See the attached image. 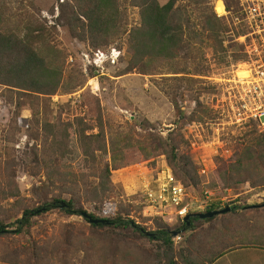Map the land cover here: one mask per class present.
Returning <instances> with one entry per match:
<instances>
[{
    "label": "rangeland",
    "instance_id": "374dc122",
    "mask_svg": "<svg viewBox=\"0 0 264 264\" xmlns=\"http://www.w3.org/2000/svg\"><path fill=\"white\" fill-rule=\"evenodd\" d=\"M68 1L70 0H0V10L5 20L15 23L21 13L34 17L50 33L52 47L57 48L64 62L62 88L54 96L46 97L50 102H45L46 99L41 97L40 106H37L33 97L0 85V190L17 191L16 197L0 198V219L13 224L16 218H21L24 208L39 202L38 191L46 183V177L36 159L40 157L43 148L45 129L49 123L59 122L74 124L75 128L76 120L84 118L88 111L81 98L84 93L99 99L107 136L125 132L133 140L132 143L136 144L150 134L167 139L171 133L177 132L182 142L181 152L192 159L198 170L199 186L196 189L190 187V195L198 198L209 191L218 200L229 198L230 208H243L237 210V215L258 219V226L262 231L257 235L264 236V207H261L264 205V181L261 179L264 171L261 178L252 172L247 177L249 181L236 188L223 189L217 176L218 172L234 164L236 155L248 144L245 136L254 130V127L248 126L250 123L245 126L231 124L227 107L229 100H226L229 85L237 79L241 69L246 67L245 63H236L231 57L232 52H237L239 46H242L239 38L247 33L244 23H238L235 18L239 16L242 5L246 6L252 0L207 1L208 8L215 13L218 1L223 2L225 9L226 2L229 1L233 12L237 4L239 6V13L232 12L231 16L222 18L228 26V31L220 36L227 51L223 56L217 49L214 51L212 48H204L196 59L189 60L182 52L176 65L159 63L153 72L146 75L140 71L128 73L130 59L127 54V37L123 36L100 49L105 52L112 48L120 49L123 57L119 65L108 68L104 75L94 73L93 76L90 75L92 68L86 67L83 58V54L91 50L90 43L80 42L73 37L69 27L60 19L61 6ZM130 2L120 0L122 21L127 30L140 22L139 10L132 7ZM159 2L164 5L167 0ZM176 70L183 74H172ZM173 99L181 106V113L176 111ZM34 106L39 109L37 116L33 113ZM202 111H209L208 116L200 113ZM255 128L258 134H264L258 127ZM92 134H99V130L88 133L89 136ZM71 147L74 148V155L63 162L62 168L65 172L80 173L85 169L77 143L72 142ZM142 154L140 152L135 157L132 153L130 156L138 158ZM165 164L169 167L166 156H159L152 161L113 172L116 186L114 196L102 209L85 205V210L88 214H96L101 218L124 212L123 216L129 215L137 224L154 232L158 218L146 216L143 185L152 183ZM249 208H257V211L253 212ZM245 210L253 213H245ZM238 218L241 222L243 217ZM227 220L236 221L230 216ZM220 221L197 224V229L183 239L179 235L174 237L177 249L187 248L193 254L194 249L189 244L186 245V242L195 240L196 247L199 244H210L214 231L223 227ZM160 222L174 232L181 226L180 219L175 216L161 218ZM10 230H14L13 226ZM66 231L77 238V244L81 240L88 244L86 252L79 251L73 261V255L68 258L71 264H119L122 251L130 256V261L123 264H133L136 260L157 264L156 242L133 237L129 244L120 246L106 230H92L84 218L66 217L57 211L41 219L35 218L32 233L37 243L51 251ZM182 234L184 233L180 235ZM183 244L185 248H182ZM27 246L22 237L13 234L0 237V264H31ZM257 254L252 250L240 251L229 262L260 264Z\"/></svg>",
    "mask_w": 264,
    "mask_h": 264
},
{
    "label": "trees",
    "instance_id": "16d2710c",
    "mask_svg": "<svg viewBox=\"0 0 264 264\" xmlns=\"http://www.w3.org/2000/svg\"><path fill=\"white\" fill-rule=\"evenodd\" d=\"M130 1L131 6L139 10L140 17L139 24L131 30L123 25L120 0H70L61 6L60 19L69 27L73 37L80 42L90 43L93 50L101 49L112 40L126 36L130 59L128 73L140 71L146 75L153 72L159 63L176 65L182 52L189 60L196 59L204 48H212L214 51L217 49L222 56L227 54L220 36L228 31V26L222 20L224 17H218L217 13L208 8V0H167L164 5L159 0ZM231 9L232 6L227 1L226 11L232 15ZM235 9L237 11L234 10L233 13H239L238 4ZM17 19L15 23L5 20L0 10V85L33 97L37 106H40L41 97L46 99L45 102L49 101L46 97L54 96L62 88L64 62L57 48L52 47L50 33L34 17L21 13ZM243 50L242 45L237 52H232L234 62L248 61ZM193 55L196 56L192 57ZM94 73L91 69L90 75L93 76ZM172 74L183 73L176 70ZM180 89L182 92L183 86ZM81 98L88 111L84 118L76 120L75 128L74 124L59 122L49 123L45 129L43 148L40 157L36 159L46 177V183L38 191L39 202L24 208L21 218H16L13 224L0 219V237L12 234L22 237L30 250L31 264H71L68 260L70 256L73 255V261L79 251L86 252L87 242L81 240L77 244V238L69 231L56 241L51 251L37 243L32 233L35 218L41 219L54 211L66 217L84 218L83 215L88 214L85 205L102 209L115 194V171L166 156L169 168L184 187L196 189L199 186L198 170L192 159L181 152L182 142L177 132L171 133L167 139L150 134L136 144L132 143L133 140L125 132L107 136L99 99L84 93ZM173 105L176 111L182 112L175 99ZM33 113L34 116L39 114L36 106L33 107ZM200 113L208 116L209 111ZM248 126L254 127V130L245 136L247 146L236 155L234 164L217 174L223 189L236 188L246 183L252 172L261 178L264 171V134H258L254 123ZM95 129L99 130V134L89 136L88 133ZM74 141L85 169L80 173L65 172L62 168L63 162L74 155V148L71 147ZM140 152L143 154L138 158L130 156L133 153L136 157ZM261 179L264 181V177ZM5 190H0V198L17 196V191ZM227 206L228 204L225 208ZM217 209L213 208L205 213ZM238 209L243 208H231V212L221 219L214 217L202 220L194 217L188 222L180 219L181 226L176 232L162 224L161 218H155L156 230L149 232L129 215L123 216L124 212L104 218L88 214L93 220H102L108 224L96 225L90 224L85 218L84 220L92 230H106L120 246L129 244L133 237L156 242L157 264H214L236 250L264 249V236L257 235L262 231L258 226V219L237 215ZM248 210L256 212L257 208ZM248 210L245 213H253ZM228 216L236 221L230 222L227 220ZM239 216L243 217L241 222L238 220ZM219 220L223 227L214 231L210 244H199L196 247L195 240L186 242V245L189 244L194 249V256L187 248L177 249L173 240L174 233H178L183 239L197 229V224H211ZM12 226L14 230L11 231ZM147 233L153 236H148ZM181 233L184 234L180 235ZM182 248H185L184 244ZM127 261H130V256L122 251L118 263ZM133 264L147 263L136 260Z\"/></svg>",
    "mask_w": 264,
    "mask_h": 264
},
{
    "label": "built area",
    "instance_id": "2783aa9c",
    "mask_svg": "<svg viewBox=\"0 0 264 264\" xmlns=\"http://www.w3.org/2000/svg\"><path fill=\"white\" fill-rule=\"evenodd\" d=\"M228 15L231 16L226 11L223 17L227 18ZM235 19L238 23L243 22L247 29L246 35L239 40H242L248 61L244 62L246 67L241 69L247 75L237 76L227 89L230 122L237 126L254 123L264 133V0H252L246 6L242 5L240 14ZM122 57V51L117 48L108 52L91 49L83 54L86 67L101 75L108 68L118 66ZM143 187L145 213L153 219L175 216L183 220L191 213H204L213 208L223 209L229 203V198L218 200L209 191L193 198L189 189L177 180L167 165L159 170L152 183L147 182Z\"/></svg>",
    "mask_w": 264,
    "mask_h": 264
},
{
    "label": "water",
    "instance_id": "95a60500",
    "mask_svg": "<svg viewBox=\"0 0 264 264\" xmlns=\"http://www.w3.org/2000/svg\"><path fill=\"white\" fill-rule=\"evenodd\" d=\"M261 207H264V205L261 206ZM229 212H231V208L229 206H227L226 208H224L222 210H214V211H211V212H208V213L190 214L187 217H185L184 222H188L191 218H194V217H198V218H200L202 220L212 219L214 217H219V216L225 215V214H227ZM83 217L85 219H87L90 222V224H96V225L97 224H108L107 222L102 221V220H93L92 218L89 217L88 214H84ZM147 235L148 236H153L150 233H147ZM178 235H179L178 233H174L173 237H176Z\"/></svg>",
    "mask_w": 264,
    "mask_h": 264
},
{
    "label": "crops",
    "instance_id": "0c3cea01",
    "mask_svg": "<svg viewBox=\"0 0 264 264\" xmlns=\"http://www.w3.org/2000/svg\"><path fill=\"white\" fill-rule=\"evenodd\" d=\"M222 4H223V2H222ZM223 8H224V14L217 13L218 17H223L226 14V9H225L224 4H223ZM244 250H246V251L252 250V251L258 252L257 257L260 260V264H264V249L263 250L262 249H241V250H236V251H233V252L225 255L224 257L220 258L214 264H233V263H230L229 261L233 259L234 255H236L240 251H244Z\"/></svg>",
    "mask_w": 264,
    "mask_h": 264
},
{
    "label": "bare ground",
    "instance_id": "6f19581e",
    "mask_svg": "<svg viewBox=\"0 0 264 264\" xmlns=\"http://www.w3.org/2000/svg\"><path fill=\"white\" fill-rule=\"evenodd\" d=\"M215 10H216V12L219 13V14H224V8H223V4H222L221 1H218V2H217L216 7H215ZM243 69H244V68H243ZM246 75H247V73H245L244 70L241 71V72L239 73V76H241V77L246 76ZM191 214H198V213H191ZM189 215H190V214H189ZM187 216H188V215H187ZM187 216H186V217H187ZM184 219H185V218H184Z\"/></svg>",
    "mask_w": 264,
    "mask_h": 264
}]
</instances>
